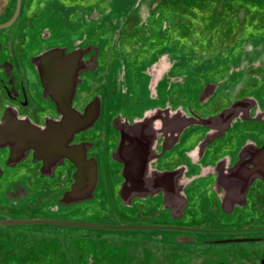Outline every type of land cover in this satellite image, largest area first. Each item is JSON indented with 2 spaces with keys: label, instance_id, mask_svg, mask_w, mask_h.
Here are the masks:
<instances>
[{
  "label": "flooded vegetation",
  "instance_id": "af4514ba",
  "mask_svg": "<svg viewBox=\"0 0 264 264\" xmlns=\"http://www.w3.org/2000/svg\"><path fill=\"white\" fill-rule=\"evenodd\" d=\"M0 264H264V0H9Z\"/></svg>",
  "mask_w": 264,
  "mask_h": 264
},
{
  "label": "water",
  "instance_id": "95a60500",
  "mask_svg": "<svg viewBox=\"0 0 264 264\" xmlns=\"http://www.w3.org/2000/svg\"><path fill=\"white\" fill-rule=\"evenodd\" d=\"M9 0H0V14L3 13L5 11V9L7 8ZM219 121V125L223 124L222 121L224 120L225 116L224 114H220L219 116H217ZM215 118V121L216 119ZM196 123L195 121H192L191 123H189L190 125ZM187 126H190V125ZM146 126V125H144ZM221 128L218 129L219 131L216 132H212L213 135H219L223 133H225V126L220 125ZM138 127H142V128H148V126L143 127V126H138ZM132 128L131 126H128V129ZM187 128V127H186ZM187 132L189 131V128L186 129ZM126 134L125 135H131V130L129 131H125ZM216 138L218 136H215ZM129 136L128 138H126V142H130L129 140ZM210 138L207 137L206 141H208ZM205 170L201 169L200 170V176L198 177H188L185 174H187V170L186 167L184 166V168L182 169H178V171L180 173H184V175L182 176H171L172 174L176 173L174 172H162L160 170H156L158 172L155 171V173L153 174H148V173H143V174H133V173H126L124 175L125 177V181L126 182H134V183H140V184H151V185H155V186H161V185H182V186H193V185H201L203 187H228V184L232 181L237 183V185L240 183V177H242V167L240 166V164L235 163L233 166L228 168V165L226 164L225 160H223L222 162H217L215 164V166L211 167V169L209 170L208 167L209 166H204ZM213 168V169H212ZM170 173V175L168 174ZM175 175V174H174ZM232 178L231 181L227 180V177Z\"/></svg>",
  "mask_w": 264,
  "mask_h": 264
}]
</instances>
